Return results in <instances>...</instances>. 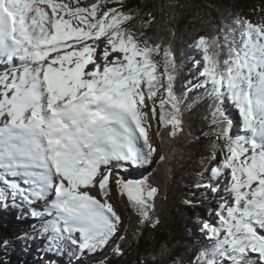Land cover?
<instances>
[{"label": "snow or ice", "instance_id": "1", "mask_svg": "<svg viewBox=\"0 0 264 264\" xmlns=\"http://www.w3.org/2000/svg\"><path fill=\"white\" fill-rule=\"evenodd\" d=\"M133 19L123 0H0V205L27 206L47 251L68 250L69 264L119 236L116 196L140 225L157 226L158 190L129 170L154 160L153 121L161 139L184 129L171 46L129 27ZM193 47L215 126L210 162L219 149L211 178L225 177L231 202L202 223L208 243L191 264H264V21L236 17Z\"/></svg>", "mask_w": 264, "mask_h": 264}, {"label": "trees", "instance_id": "2", "mask_svg": "<svg viewBox=\"0 0 264 264\" xmlns=\"http://www.w3.org/2000/svg\"><path fill=\"white\" fill-rule=\"evenodd\" d=\"M123 5L135 15L129 27L143 32L152 43L171 46L178 66L174 91L188 105L184 129L174 138L166 132L162 139L155 134L158 156H154L151 165L134 167L139 171L137 178L148 176L158 190L153 217L159 221L157 226L140 225L137 214L127 206L126 197L118 196L125 214L123 217L120 213L123 224L119 236L124 239L117 236L115 247L105 254L102 253L108 245L96 253H88L90 261V256L79 255L72 258V264H176L177 260L191 264L200 248L208 243L201 231L202 219L208 218L196 211V203L207 200L209 191L205 183L211 179V167L219 161L216 149L215 162L210 165L216 142L215 126L210 122L211 101L198 78L200 70H196V60L202 67L201 54L193 47V41L198 35L212 34L215 27L231 24L236 17L261 22L264 0H123ZM156 59L162 60V54ZM161 155L165 160L157 163ZM0 213V264H38L34 257L49 253L47 237L34 232L32 226L35 224L38 229L42 221L30 217L26 206L15 207L10 200L6 207L0 205ZM117 245L119 254L114 251ZM73 247L69 245V250ZM162 247L168 251L160 256ZM60 257L59 264H69L68 250Z\"/></svg>", "mask_w": 264, "mask_h": 264}, {"label": "rangeland", "instance_id": "3", "mask_svg": "<svg viewBox=\"0 0 264 264\" xmlns=\"http://www.w3.org/2000/svg\"><path fill=\"white\" fill-rule=\"evenodd\" d=\"M262 21H264V19H262ZM195 64H196V66H198L200 63H198V61L196 60L195 61ZM198 72V71H197ZM198 75H199V72H198ZM229 112V106H228V108H227V113ZM229 115V114H228ZM154 124H156L155 123V121H153V131L151 132V140H152V143H153V145L154 146H157V141H156V137H155V126H154ZM234 134V133H233ZM158 151L156 152V154H155V156L157 157L158 156ZM218 156H219V153H218ZM214 162H215V160H213L212 161V163L210 164V165H213L214 164ZM209 168V167H208ZM130 171V173H132L133 175H132V177H130V178H137V174L139 173V171L135 168V169H130L129 170ZM219 182H221V183H224L225 182V177L224 176H221L220 178H219V180H211L209 183H206V188H207V190L209 191V193L207 194V200H205V202H203V200H198L197 201V203H196V206H197V210L196 211H198V213L199 214H201V215H203V216H205V217H207L208 218V220L210 221V222H214L215 220H216V217H215V211H216V205L217 204H219V203H221L220 202V200L218 199V195L219 194H213V192L212 191H210L213 187H215V185H217V183H219ZM220 188V187H219ZM218 193H220V191L218 192ZM113 203H114V205H115V207L117 208V210L123 215V217L125 216V214H124V211H123V209H122V207H121V204H120V202H119V200H118V196H116L115 197V199L113 200ZM40 204V205H39ZM38 206H43V202L41 201V202H38V204H37ZM26 210H27V214L30 216V217H32L31 215H30V210L28 209V207L26 206ZM193 210H195V209H193ZM1 213H0V218H1ZM32 218H34V217H32ZM202 221H205L204 219H202ZM33 225H35V224H32V226ZM38 226H40V225H38ZM19 228H21L20 226H19ZM33 238H35L34 236H33ZM4 240V239H3ZM115 245H116V241H112L111 243H110V245L108 246V248L106 249V251L103 253V254H105L108 250H110V249H112V248H114L115 247ZM2 250V247H0V251ZM85 256L86 255H88V256H90L88 253H85L84 254ZM90 258H92L91 256L90 257H88V261H90L91 259ZM34 259H35V262L36 263H38V264H45V263H50V264H59V263H61L62 262V260H61V257H60V255H57V254H54V253H51V252H49V253H45V254H43V255H40V256H35L34 257ZM87 261V260H86Z\"/></svg>", "mask_w": 264, "mask_h": 264}, {"label": "bare ground", "instance_id": "4", "mask_svg": "<svg viewBox=\"0 0 264 264\" xmlns=\"http://www.w3.org/2000/svg\"><path fill=\"white\" fill-rule=\"evenodd\" d=\"M200 68H202V67H200L199 65L198 66H196V70H200ZM198 73V72H197ZM228 114H229V117L231 118V119H233V121L237 124V127H234L232 130H231V132L232 133H236L237 131H238V123H239V116H238V112L233 108V107H231V106H229V112H228ZM223 202H224V200H223ZM40 205V204H39ZM114 241H116V240H114ZM110 245V244H109ZM108 245V246H109ZM101 255V254H100ZM102 256V255H101Z\"/></svg>", "mask_w": 264, "mask_h": 264}]
</instances>
